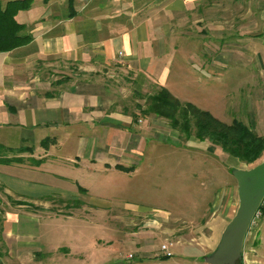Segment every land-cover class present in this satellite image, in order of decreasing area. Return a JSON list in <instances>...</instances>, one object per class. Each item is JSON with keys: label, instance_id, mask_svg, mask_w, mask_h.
<instances>
[{"label": "crops", "instance_id": "1", "mask_svg": "<svg viewBox=\"0 0 264 264\" xmlns=\"http://www.w3.org/2000/svg\"><path fill=\"white\" fill-rule=\"evenodd\" d=\"M243 2H239L237 10L249 12L250 2ZM231 5L230 0H33L28 8L19 10L15 19L26 25L32 37L21 46L0 52V145L19 151L15 155L25 159L0 163L8 167L0 169V175L20 182L22 178L8 172L9 167L37 170L36 167L41 169L58 159L77 166L84 160L89 161V166L110 169L134 167L146 143L144 132L158 135L162 130L173 131L169 130V121L156 114L136 119L123 102L131 98L133 89L145 91L157 85L170 91L167 77L180 47L175 40L178 33L185 34V28L190 26L201 33L224 35L226 27L234 25L238 28L236 39L224 38L220 49L212 37L205 41L202 51L212 57L210 63L225 65L236 51L264 64L263 35H249L244 29L251 23L248 18L240 20L237 16L233 24L219 22L218 13L228 11ZM225 19L229 20L228 16ZM188 42L181 47H191ZM164 60L167 61L163 63ZM260 113L253 110L252 121L244 122L264 134V112ZM189 138L193 143L206 142L218 154L225 153L208 140L201 141L194 135ZM25 148L29 151L21 152ZM237 163L236 167L247 165L239 159ZM31 182L34 186L43 185L40 181ZM76 186L79 191L88 190ZM7 187L0 182L1 189ZM62 191L51 201L41 197L32 201L14 198L17 204L4 214L0 230L6 243L0 260L4 262L5 255L16 264H23L25 260L34 263L43 258L45 249L32 241L39 234L38 219L71 218L89 204L76 191ZM237 192V183L228 186L198 225L186 226L170 220L168 215L165 222L174 224L180 234L195 235L193 242H183L196 244L198 255L204 258L216 249L221 232L232 218ZM31 202L35 204L33 208ZM48 202L65 204V208L55 205L54 209L53 205H46ZM106 207L105 204L97 209ZM175 228H169L168 233L176 234ZM135 244L142 252L140 262L164 259L160 254L147 255L144 237ZM243 245V257L237 264H264V224L255 232L249 231Z\"/></svg>", "mask_w": 264, "mask_h": 264}, {"label": "rangeland", "instance_id": "2", "mask_svg": "<svg viewBox=\"0 0 264 264\" xmlns=\"http://www.w3.org/2000/svg\"><path fill=\"white\" fill-rule=\"evenodd\" d=\"M242 1L250 2L249 12L237 10ZM230 2L231 9L218 13L219 22L229 21V24H233L237 16L240 20L248 18L250 26L247 25L244 29H248L250 36L261 32L264 38V0ZM225 16L229 20L226 21ZM235 28L234 25L233 28L226 27L224 35L201 33L197 27L193 29L190 26L185 28V34L178 33L175 40L180 42V47L170 63L167 77V87L176 97L207 109L227 123H232L234 119L252 121L253 110L264 112L263 62L235 51L225 65H215L210 63L212 57L209 53L202 51L210 37L219 49L224 38V41L235 40L238 34V28ZM192 38L196 39L195 42ZM186 41H190L188 44L191 43V47L183 49L181 46ZM189 53L191 55H186ZM159 89L157 85H151L145 91L133 89L131 98L123 102L124 106L137 116L136 119L144 117L150 96L157 94ZM169 130L173 133L166 130L158 135L144 132L146 143L138 156V164L128 169L89 166V161L84 160L77 166L61 159L46 164L41 169L36 167L37 170L30 167H9L8 172L22 180L19 182L15 177L3 173L0 175L1 184L8 186L7 190L0 188V230L4 214L7 210H12L16 203L14 198L32 201V198L41 197L43 201H51L50 199L54 200L62 195V189H68L78 192L80 199H85L89 204L84 210L80 208L75 211L77 215L74 214L71 218L38 219L39 234L36 239L31 240L45 250L42 252L43 258L34 260L35 264H206L204 258L198 255L199 247L189 243L194 241L192 238L195 235L189 236L185 232L180 234L181 231L174 224L165 222L166 215L170 220L182 222L186 226L201 223L214 209L228 186L237 183L233 175L237 159L226 153L218 154L206 142L194 144L184 133L172 127ZM176 132L178 135H175ZM23 151L29 150L25 148L21 152ZM15 154H19V151L0 150L1 156H16ZM262 161L264 154L256 162L246 163L245 166L251 167ZM5 167L6 165L0 164V169ZM32 180L40 181L44 186H34ZM77 184L88 190L79 191ZM237 198L235 197L232 215L239 204ZM105 204L106 210L97 209ZM33 205L35 204L31 202L30 206ZM46 205H53L54 209H57L55 205L65 208V204L58 202H48ZM117 214L119 216L116 218ZM261 223L264 224V220ZM169 228H175L176 234H169ZM134 231L140 232L133 234ZM143 237L147 239L146 249L150 257L162 255L160 247L165 241L178 240L171 247L174 255L140 262L142 252L135 243L143 240ZM184 239L189 242H183ZM5 244L0 235L1 252L5 251ZM4 257L5 264L17 263L7 259L5 255ZM30 263L27 260L23 262Z\"/></svg>", "mask_w": 264, "mask_h": 264}, {"label": "trees", "instance_id": "3", "mask_svg": "<svg viewBox=\"0 0 264 264\" xmlns=\"http://www.w3.org/2000/svg\"><path fill=\"white\" fill-rule=\"evenodd\" d=\"M32 1L0 0V52L10 51L31 39L32 35L26 31V25L15 17L19 10L28 8ZM149 113L166 118L173 129L179 130L185 136L195 135L198 139L208 140L226 154L247 164L256 162L264 154V134L256 132L248 123L239 119H234L232 123L224 122L194 103L183 102L164 86H160L157 94L150 96L145 114ZM1 149L14 151L0 145ZM21 161L22 157L0 155V163ZM261 208L263 221L264 207Z\"/></svg>", "mask_w": 264, "mask_h": 264}, {"label": "water", "instance_id": "4", "mask_svg": "<svg viewBox=\"0 0 264 264\" xmlns=\"http://www.w3.org/2000/svg\"><path fill=\"white\" fill-rule=\"evenodd\" d=\"M238 185L239 204L221 232L216 249L205 260L209 264H237L243 257L247 231L264 198V161L251 167L233 169ZM0 264H5L0 260Z\"/></svg>", "mask_w": 264, "mask_h": 264}, {"label": "built area", "instance_id": "5", "mask_svg": "<svg viewBox=\"0 0 264 264\" xmlns=\"http://www.w3.org/2000/svg\"><path fill=\"white\" fill-rule=\"evenodd\" d=\"M264 207V198L262 200V203L260 204L259 208L257 209L254 217H252V221H251V225H250V229L247 231H251V230H255V228L258 226H260L261 221V217H262V213H263V209L261 207ZM248 234V233H247ZM173 242L172 241H165L164 243L161 244V253L163 256L166 257H171L174 255L173 251H172V246H173Z\"/></svg>", "mask_w": 264, "mask_h": 264}]
</instances>
